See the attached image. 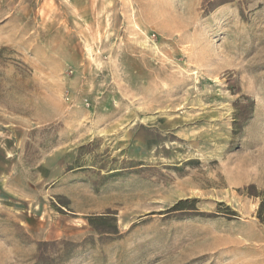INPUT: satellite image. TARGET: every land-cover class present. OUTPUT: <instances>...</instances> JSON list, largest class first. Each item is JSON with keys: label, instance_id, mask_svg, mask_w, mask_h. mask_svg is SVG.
<instances>
[{"label": "rangeland", "instance_id": "374dc122", "mask_svg": "<svg viewBox=\"0 0 264 264\" xmlns=\"http://www.w3.org/2000/svg\"><path fill=\"white\" fill-rule=\"evenodd\" d=\"M250 185L264 0H0V264H264Z\"/></svg>", "mask_w": 264, "mask_h": 264}, {"label": "trees", "instance_id": "16d2710c", "mask_svg": "<svg viewBox=\"0 0 264 264\" xmlns=\"http://www.w3.org/2000/svg\"><path fill=\"white\" fill-rule=\"evenodd\" d=\"M250 103L251 102H248V104H250ZM250 108H251V105H249L248 107L247 106L244 107L241 115L239 116V117H241L240 120L242 119L243 121H247L249 119L250 112H251ZM235 126H236V130L241 128V125H239L238 122H236ZM244 191H245L246 195H248L250 197H255V198L260 200L259 208L257 211V219L262 225H264V191L258 192L256 186H254V185H250ZM182 210H195V203L179 202L174 207L173 211H182ZM226 214L228 216L236 215L229 208H226ZM98 220L101 222L105 221L103 218H100ZM97 229L102 234L107 233V230H108L107 227H105L104 225H101ZM108 233H109V231H108ZM55 244H58V243L54 242V243H50V244L49 243L38 244V251H39L38 259H40L41 257L44 256V251H45L46 247H48L49 245H55ZM64 244L69 245L68 243H64Z\"/></svg>", "mask_w": 264, "mask_h": 264}]
</instances>
